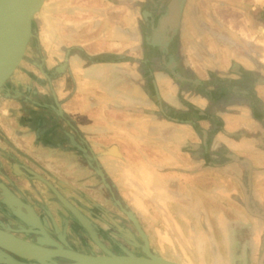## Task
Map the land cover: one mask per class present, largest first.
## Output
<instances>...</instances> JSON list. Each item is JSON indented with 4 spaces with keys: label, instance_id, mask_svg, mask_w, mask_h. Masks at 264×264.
<instances>
[{
    "label": "crops",
    "instance_id": "0c3cea01",
    "mask_svg": "<svg viewBox=\"0 0 264 264\" xmlns=\"http://www.w3.org/2000/svg\"><path fill=\"white\" fill-rule=\"evenodd\" d=\"M238 1L46 0L0 94V201L71 243L133 225L223 262L264 164V0Z\"/></svg>",
    "mask_w": 264,
    "mask_h": 264
},
{
    "label": "water",
    "instance_id": "95a60500",
    "mask_svg": "<svg viewBox=\"0 0 264 264\" xmlns=\"http://www.w3.org/2000/svg\"><path fill=\"white\" fill-rule=\"evenodd\" d=\"M45 1L0 0V92L24 60L33 33L34 19L42 10ZM56 192L65 204L85 220L84 215L70 200L58 189ZM2 224L0 247L19 256H28L43 261V263L33 264H186L155 252L146 232H143L146 242L145 253L116 252L105 245H103L104 251L94 253L82 251L65 240L67 246H64L55 238L40 237L38 241H31L14 234L4 223ZM16 238L26 244L27 248L33 250H30L29 254H24L15 249L9 240ZM99 242L102 244L100 240ZM57 248L61 250L58 251ZM45 260L50 261L44 263ZM17 261L18 264H25L22 260L17 259Z\"/></svg>",
    "mask_w": 264,
    "mask_h": 264
},
{
    "label": "rangeland",
    "instance_id": "374dc122",
    "mask_svg": "<svg viewBox=\"0 0 264 264\" xmlns=\"http://www.w3.org/2000/svg\"><path fill=\"white\" fill-rule=\"evenodd\" d=\"M218 5L220 6V4ZM228 7L229 9L242 11L241 8H244L246 10L248 9L249 6L247 2H239L238 0H236V2L230 3V6ZM243 24L251 26L249 20L246 18L244 19ZM248 32H249L248 35L253 37L254 33H256V30H254L253 34H251V29H249ZM254 36L256 37V35ZM17 70L15 71V73L17 72ZM10 79L8 80V82L10 81ZM3 90L1 92H3ZM257 168H258V172H257L258 177L256 179H258L259 190L256 188L257 191H254V193L252 194V206L254 208L253 212L247 209L246 207H244L245 203H243L242 210L240 211L232 210V212L236 213L233 216L237 215L241 217L240 218L241 223L239 224L235 223L227 226V233H226L227 250L226 247L225 249L221 248V251H223L225 254V257L222 258L223 262L220 263L219 256H212L209 258L204 256H202L203 258L192 257V259H194L196 264L199 263L200 264H264V164L258 165ZM3 195H4L3 192L0 191V198H2ZM243 197H244L243 199L245 200V195H243ZM2 202L0 201V219L5 220L6 222H8V224L17 223L19 221L18 218H14L11 216L9 217V215L5 213L6 208L8 211L10 210L8 208L9 204H3L5 201L3 203ZM256 210L259 213V217L257 218L253 214L256 213L255 212ZM131 226L132 227L129 228L131 229L129 232L126 230L125 231L121 230L120 227L114 228L113 230H109L111 232V235L114 236L115 241L108 238V233H107L108 228L107 226H105L104 229L100 230L99 233L100 241L103 244H105L107 247H110L111 249L117 252L132 251L136 253H144L145 251L144 245L146 243L145 238L140 234L139 230L137 231L138 228H134L133 225ZM220 235H221L220 237L223 238L222 237L223 235L222 234ZM86 241H87L86 246L89 247L90 250L92 249L95 252L103 251L101 244H97L96 240H86ZM224 241L225 240L223 239L219 241V244L221 245H219L218 248H220L223 245ZM213 243L217 244V240ZM75 244L78 245L79 247H82L81 242L80 245L77 243ZM201 252L202 254H204L202 249ZM214 253H217V247H215ZM19 258L20 260L28 264L43 262L28 256H19ZM0 264H18V263L17 262L14 263L12 261L10 262V260L8 259L2 260V258H0Z\"/></svg>",
    "mask_w": 264,
    "mask_h": 264
},
{
    "label": "flooded vegetation",
    "instance_id": "af4514ba",
    "mask_svg": "<svg viewBox=\"0 0 264 264\" xmlns=\"http://www.w3.org/2000/svg\"><path fill=\"white\" fill-rule=\"evenodd\" d=\"M3 204H9V209H10L9 211L7 210L6 207H5L6 209L4 208L5 209V213L7 215H9V217L11 216V217H14V218H19V217H17L15 215V213H17L16 211L18 210V207H17L18 206L17 205L18 203L16 204L14 202H9V203L4 202ZM24 210H25V208H24ZM12 211L15 212V213H13ZM2 223H4L9 228V230L11 232H13L14 234H16L18 236H21V237H23L25 239H28V240H31V241H38V239L40 237H43V238H55L56 240L62 242L64 244V246H67V244L64 242V240H62L59 236H53V235H51V234H49L47 232H41L40 230H38L36 228L34 229V228H32V226H31V224L29 222H27V223L26 222H23L21 220V218H19V221L17 223H12V224H8V222H6L5 220L0 219V227H3V224ZM27 229L29 231H27ZM65 241H68V242L71 243V241H69V240H65ZM71 244H73L75 247L79 248L75 243L72 242ZM97 244H98V242H97ZM81 245H82V248L80 247L79 248L80 250L85 251V252H94V253H96L94 250H92V249L90 250L89 247H87L85 245V243L82 242V241H81ZM103 245H105V244H103V243L101 244V247L102 248H103ZM103 251H104V248H103ZM130 252H132V251H130ZM144 253H145V251H144ZM0 258H2V260L8 259V260H10V262L12 261L14 263H16V262L18 263L17 259L20 260L19 255L14 254L13 252H11V251L3 248V247H0ZM49 261L50 260H47L44 263H47ZM24 263L25 264H28L26 262H24Z\"/></svg>",
    "mask_w": 264,
    "mask_h": 264
},
{
    "label": "bare ground",
    "instance_id": "6f19581e",
    "mask_svg": "<svg viewBox=\"0 0 264 264\" xmlns=\"http://www.w3.org/2000/svg\"><path fill=\"white\" fill-rule=\"evenodd\" d=\"M9 242H10V244L12 246L15 247V249H17L21 253L29 254L30 250H33V249H30V248H27L26 244H24L22 241L18 240L17 238L16 239H11V240H9ZM57 250L60 251L61 249L57 248Z\"/></svg>",
    "mask_w": 264,
    "mask_h": 264
}]
</instances>
